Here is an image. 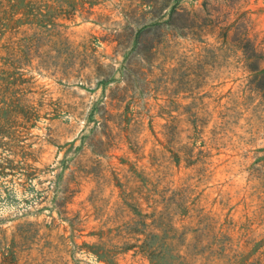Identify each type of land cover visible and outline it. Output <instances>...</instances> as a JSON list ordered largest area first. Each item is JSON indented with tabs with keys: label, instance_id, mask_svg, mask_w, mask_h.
<instances>
[{
	"label": "rangeland",
	"instance_id": "374dc122",
	"mask_svg": "<svg viewBox=\"0 0 264 264\" xmlns=\"http://www.w3.org/2000/svg\"><path fill=\"white\" fill-rule=\"evenodd\" d=\"M0 264H264V0H0Z\"/></svg>",
	"mask_w": 264,
	"mask_h": 264
}]
</instances>
